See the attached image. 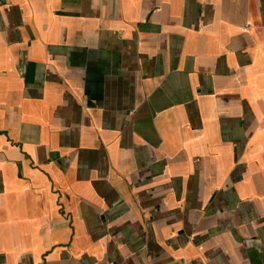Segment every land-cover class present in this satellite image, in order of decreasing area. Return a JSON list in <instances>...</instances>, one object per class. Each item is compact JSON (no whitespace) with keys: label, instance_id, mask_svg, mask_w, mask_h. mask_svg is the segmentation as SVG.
Wrapping results in <instances>:
<instances>
[{"label":"crops","instance_id":"crops-1","mask_svg":"<svg viewBox=\"0 0 264 264\" xmlns=\"http://www.w3.org/2000/svg\"><path fill=\"white\" fill-rule=\"evenodd\" d=\"M0 264H264V0H7Z\"/></svg>","mask_w":264,"mask_h":264},{"label":"built area","instance_id":"built-area-1","mask_svg":"<svg viewBox=\"0 0 264 264\" xmlns=\"http://www.w3.org/2000/svg\"><path fill=\"white\" fill-rule=\"evenodd\" d=\"M7 3V0H0V9L3 8Z\"/></svg>","mask_w":264,"mask_h":264}]
</instances>
